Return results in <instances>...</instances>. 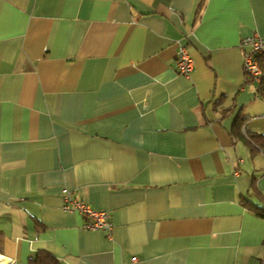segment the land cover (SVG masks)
<instances>
[{"label":"crops","instance_id":"crops-1","mask_svg":"<svg viewBox=\"0 0 264 264\" xmlns=\"http://www.w3.org/2000/svg\"><path fill=\"white\" fill-rule=\"evenodd\" d=\"M254 33L264 0H0V254L264 264V138L238 134L264 135ZM64 191L111 235L63 211Z\"/></svg>","mask_w":264,"mask_h":264},{"label":"built area","instance_id":"built-area-1","mask_svg":"<svg viewBox=\"0 0 264 264\" xmlns=\"http://www.w3.org/2000/svg\"><path fill=\"white\" fill-rule=\"evenodd\" d=\"M243 70L254 80H260L262 71L254 59V55L264 53V38L258 34H251L241 39ZM176 66L179 73L187 76L192 69L193 60L184 45H179L176 51ZM63 211H77L83 216V227L89 230H102L107 236L112 233L113 225L110 214L104 210L92 208L82 200L72 197L67 191L62 194ZM14 259L0 254V264H14Z\"/></svg>","mask_w":264,"mask_h":264},{"label":"trees","instance_id":"trees-1","mask_svg":"<svg viewBox=\"0 0 264 264\" xmlns=\"http://www.w3.org/2000/svg\"><path fill=\"white\" fill-rule=\"evenodd\" d=\"M254 59L256 60V62L258 63L261 71H262V77L261 79L258 81V91L261 92V88H262V82L264 80V53H258L256 55H254ZM250 79H253L251 76H248ZM238 132V131H237ZM238 134L240 135V137H242L243 139H245L246 141H248L249 143L252 144H259L260 146L263 145V139L264 135L259 134V133H248L245 132L244 136L241 135L240 132H238ZM245 203H247V201H245ZM259 215H264V208H259L258 211ZM28 264H61V262L59 260H57L55 257H53L52 255H50L47 251L45 250H39L35 256L31 257L29 259Z\"/></svg>","mask_w":264,"mask_h":264}]
</instances>
